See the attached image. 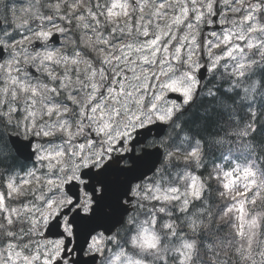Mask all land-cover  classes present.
I'll return each instance as SVG.
<instances>
[{
  "label": "snow or ice",
  "instance_id": "snow-or-ice-1",
  "mask_svg": "<svg viewBox=\"0 0 264 264\" xmlns=\"http://www.w3.org/2000/svg\"><path fill=\"white\" fill-rule=\"evenodd\" d=\"M262 6L264 0H30L27 7H19L16 0H0V20L6 25L0 27V165L21 155L32 161L23 175L0 166V187L9 190L7 196L15 194L18 205L0 208V264H72L75 248L68 245L74 237L82 238L83 244L91 238L88 247L99 250L104 239L92 236L96 227H89L88 221L104 193L101 178L111 164L121 167L122 161L135 155L138 129L157 119H170L171 111L163 107L166 92L183 91L185 102L191 100L192 88L174 87L178 83L174 77L181 73V78L187 77L186 63L199 67L193 59L199 26L215 24L222 41L215 31L209 35L223 44L234 39L253 48L258 40L264 49V16L258 19L255 11ZM31 19L40 21L38 28H26L31 36L17 40L25 21ZM208 47L211 57L213 45ZM182 48L187 50L182 53ZM241 48L233 43L226 54H239ZM246 70L241 64L237 75ZM201 155L197 147L183 160L199 162ZM220 173L217 167L215 176L209 172L208 179L224 189L219 191L220 198L226 191L233 202L239 197L238 207L224 205L222 211H239L241 224L249 232L242 227L236 235H247V245L232 247L220 241L217 248L215 239L210 240L211 248L208 243H194L205 181L187 172L171 181H183L184 191L170 187L161 192L153 181L152 188L138 184L135 195L129 197L130 183L121 205L126 208L136 196L153 208L159 205L153 223L163 226L165 239L185 229L177 226V218L165 205L187 213L184 217L191 215V229L181 236L179 246L173 243L170 249L182 253L184 264H205L209 251L217 264H233V260L264 264V242H257V234L251 231L258 226L259 235H264V218L260 213L251 220L244 216L245 204L264 206V181L257 184L252 170L244 168L243 179L251 178V182L233 195V172ZM81 184L93 196L85 192L81 199ZM249 188L255 189L250 197L245 195ZM83 244L76 245L82 254ZM94 261L92 257L83 264Z\"/></svg>",
  "mask_w": 264,
  "mask_h": 264
},
{
  "label": "clouds",
  "instance_id": "clouds-1",
  "mask_svg": "<svg viewBox=\"0 0 264 264\" xmlns=\"http://www.w3.org/2000/svg\"><path fill=\"white\" fill-rule=\"evenodd\" d=\"M37 3H41V0H37ZM33 12L37 13V10L33 9ZM37 14H43V10H40ZM25 23H28V21H25ZM160 143H162V140L157 138L145 140L144 146L136 149L137 154L135 156L143 157L146 153L154 151ZM172 155L176 160L184 161L180 154L172 152ZM197 164L198 162L194 166L197 167ZM121 167L131 168L133 167V161L131 160V163L126 161L121 164ZM216 168L213 167L210 171L213 176L216 174ZM158 169L163 171L162 166ZM210 183L211 181L208 179L207 174L205 189H209L208 185ZM137 185L134 181L131 182L129 197L135 195ZM210 191L213 196L220 198L219 191L215 193L211 189ZM203 205V210L198 209L199 218L196 219L197 233L202 232L208 237L206 243L209 244V248H211L210 240L215 239L218 248L220 239L217 234V226L221 220L218 215V205H212L207 197L204 199ZM125 207L128 211L124 213L122 220L107 227H96L94 233L103 237L104 244L99 250L88 247L86 255L98 259L99 264H159L160 261L167 258L170 251L169 245L164 241L165 230H163V226L153 223V220L157 218L160 206L157 205L153 208L142 196H136ZM165 207L169 208V205H165ZM204 211H206V215L203 214ZM192 218L191 215L183 217L185 222L178 223L177 226L191 229L190 220ZM173 223L177 222L173 220ZM101 229H103V232L100 231ZM104 232H107L108 235L105 236ZM168 237L170 238L171 234ZM194 243H200L199 237H196ZM205 264H217L211 256V251H209L205 259Z\"/></svg>",
  "mask_w": 264,
  "mask_h": 264
},
{
  "label": "trees",
  "instance_id": "trees-1",
  "mask_svg": "<svg viewBox=\"0 0 264 264\" xmlns=\"http://www.w3.org/2000/svg\"><path fill=\"white\" fill-rule=\"evenodd\" d=\"M257 79V86L253 93V102H247L246 97L239 94V92H230L225 82L222 83V87H216L215 93L208 95L203 99L196 101L187 113L181 116L182 129L189 137L200 139L203 144L204 161L207 165L211 166L216 164L227 151V142L230 133L229 125H237L236 123L248 126L254 124L256 129L252 134L257 135L255 139L257 147L262 151L264 148V76L260 75L255 77ZM255 104L257 113L253 114L250 110L252 103ZM253 107V106H252ZM252 117V118H251ZM254 122H248L253 120ZM241 118H247V122H236ZM232 137V136H231ZM230 137V139H231ZM21 161L16 157L15 159L8 160L4 164L0 165L6 170L11 171L16 168ZM259 169L264 173V157L263 163L258 165ZM264 175V174H263ZM217 191H222L221 186L214 182H211V187L205 189L204 199L207 197L210 203L214 206L218 205V215L222 217L224 211L222 207L226 205L227 198L224 195L223 198H217L212 195ZM198 203L203 205V201ZM255 215L260 213L264 218V206L253 208ZM203 215V214H202ZM219 224H223L226 228L227 235H230V223L220 220ZM217 226V234L220 241H227L226 233L221 227ZM260 232V231H259ZM191 237V234L189 233ZM196 237H199L201 244H206L208 237L204 233H196ZM232 247L240 244L245 245V240L240 239L238 244H234V238H229ZM264 241V235H263ZM224 249L227 251L228 244L226 243ZM233 264H240L238 260H233Z\"/></svg>",
  "mask_w": 264,
  "mask_h": 264
},
{
  "label": "rangeland",
  "instance_id": "rangeland-1",
  "mask_svg": "<svg viewBox=\"0 0 264 264\" xmlns=\"http://www.w3.org/2000/svg\"><path fill=\"white\" fill-rule=\"evenodd\" d=\"M253 2H256V1L253 0ZM257 42H259V41H257ZM212 45L214 47V44H212ZM229 47L230 46H227L225 48L224 53H223V57H228L226 53L229 50ZM186 50L187 49L182 48V53L185 52ZM198 50H199V44H198V47H197L196 51L193 54V59L194 60H196V58L198 56ZM208 50H209V47H208ZM243 53L244 52H243V47H242L240 49L239 54H236L235 52H233V56L230 57L235 62V66L237 68H239L241 64L245 65L244 64L245 58H244ZM214 59H215V57L213 58V60ZM186 65H188V64L186 63ZM191 68H194V67H191ZM186 72H188V75H187L186 78H181L182 75H183L182 73L178 74L176 77H174V79H176L178 81V83L176 85H174V87H179V88H182V89L183 88H192V91H191V95H192L193 92H194V88H195V87H192V81L195 80V78H194L192 70H187ZM169 82H171V81H169ZM161 104H163V102ZM163 107L168 109L169 111H171V113L174 112V110L176 109L175 105H173L172 103H169V102L168 103L165 102ZM160 114H163V111H161ZM243 169L244 168H240L241 171L240 172H235V173L233 171H229V172H233V175L231 177V179L234 181V185H233V188H232V194L233 195H237V193L243 192L244 191L243 184L251 182V178H249L248 181H245L243 179ZM192 176H196V175L193 174ZM224 183H227V180H224ZM250 190H251V188H249L247 190V192L245 193L246 196L250 193ZM181 191H184V190H181ZM157 194H160V193H157ZM238 200H239V197H238L237 201H235L237 207H238ZM236 212H237V214H240L238 210H236ZM247 230H248V227H247Z\"/></svg>",
  "mask_w": 264,
  "mask_h": 264
}]
</instances>
